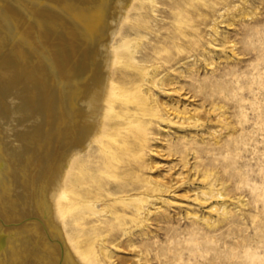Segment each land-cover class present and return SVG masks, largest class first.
Listing matches in <instances>:
<instances>
[{"label":"rangeland","instance_id":"obj_1","mask_svg":"<svg viewBox=\"0 0 264 264\" xmlns=\"http://www.w3.org/2000/svg\"><path fill=\"white\" fill-rule=\"evenodd\" d=\"M22 3L0 1V124L9 119L0 126V263L27 264L17 254L28 257L36 235L27 227L39 221L27 213L26 203L31 194L42 202L49 191L50 200L61 181L58 217L67 244L85 252L83 257L92 260L101 246L115 264H264V0H144L143 7L137 2L129 21L142 20V30L121 31L113 42L121 59L113 66L116 96L109 100L107 134L100 143H93L92 129L85 142L77 140L74 119L82 97L93 92V71L75 69V59L61 45L75 14H80L72 25L76 30L93 15L84 14L78 2ZM37 7L44 12L32 14ZM28 8L38 21L31 28L22 25L30 42L25 45L11 37L10 27L30 18L23 17ZM52 18L58 19L57 30L49 25ZM125 42L139 45L138 52L127 55ZM144 67L159 69L153 82L166 76L162 89L142 79ZM8 100L21 108L16 104L10 113ZM90 117L93 124V110ZM88 120L79 124L87 126ZM13 196H19L21 209L13 206ZM142 204L149 206L147 219ZM45 245L36 255L43 256Z\"/></svg>","mask_w":264,"mask_h":264},{"label":"bare ground","instance_id":"obj_2","mask_svg":"<svg viewBox=\"0 0 264 264\" xmlns=\"http://www.w3.org/2000/svg\"><path fill=\"white\" fill-rule=\"evenodd\" d=\"M1 1V0H0ZM23 3L25 5H29L30 6V0H22ZM49 2H52V1H55V0H47ZM58 1V0H57ZM65 1V0H64ZM15 2V1H14ZM40 2V1H39ZM68 2V4H72L73 2H78V4L81 6V8H83V11L84 14H87V15H93V18H91L90 20L91 21H88L86 22L87 24L85 25V27L83 26V28H79L78 26V29H74L72 27V25L75 26V21H78V17L80 16V14H75V17L70 19L69 22H70V25H68L67 29H65L64 31V37L61 39V45L63 46L62 48L64 49V52H66L68 55H71V57H73L76 61V65H75V69L77 68H83V71L87 72V71H90L92 72L93 71V92H91L89 95H84L82 97V101H80V105H78V107L81 109V112L78 113V116H77V121L74 119V121L76 122L75 124H77L75 127H74V131H75V134H76V137H77V140L78 141H82V142H85L86 140L85 139H88L89 135H91V129L93 130V143H100L99 141L106 136L107 132V127H108V120L110 118V116L108 115L109 114V100L111 97H115L116 96V88L114 87L115 86V83H114V75H115V72L113 70V66L117 63H119V59H121V57H117L116 56V51H115V48L113 47V42L114 40L116 39V37L118 36V34L121 33V31H124L123 33L124 34H137L139 33L141 30H142V25H141V21L138 22V24H136L135 22H131L129 21V17H130V13L131 11L133 10V7L135 6V4L137 2H144V0H66V3ZM22 3V4H23ZM56 3V2H55ZM46 4L49 6V3L46 2ZM51 4V3H50ZM142 7L144 6V4L142 3L141 4ZM173 5V4H172ZM15 6V5H14ZM17 6V5H16ZM19 6V5H18ZM38 6V5H37ZM100 6H105L104 7V10H102L100 8ZM21 7H23L21 5ZM31 7V6H30ZM74 7V6H73ZM5 8V7H3ZM20 8V7H19ZM70 8V7H69ZM72 9V8H71ZM78 9V8H77ZM76 9V10H77ZM73 10V9H72ZM5 11V10H3ZM17 11V10H16ZM20 11V10H19ZM67 11V10H66ZM70 11V10H69ZM33 12V13H32ZM30 12V8H28L27 10H24L23 13V17L24 16H30V18L27 17V19L25 18L24 21L19 22L20 23H11V31H12V36L11 37H14L16 39H18L19 41L23 42V44L25 45H29V40H27L25 38V34L22 32V25L24 26H27L28 28H31L36 22L35 21H38V20H35L33 17H32V14H38L40 15V13L42 14V12H44V10H41V8H36L35 11H32ZM81 12V14H83ZM11 13V12H10ZM32 13V14H31ZM73 15V14H71ZM13 16V15H12ZM36 16V15H35ZM51 16V15H50ZM52 17V16H51ZM88 16H86L87 18ZM144 14H142L141 16V19L144 18ZM1 18V17H0ZM39 19V17H37ZM47 18V17H46ZM35 20V21H34ZM44 19H42V22H43ZM47 20V19H45ZM86 20V19H85ZM11 21V20H9ZM50 27L53 29V26H54V29L57 30L56 28L58 27V19H55V18H52V20H50ZM12 22V21H11ZM68 22V21H67ZM1 23V22H0ZM10 23V22H9ZM47 23V22H46ZM126 23H129L128 27L126 28V30L123 28V26L126 24ZM69 24V23H68ZM61 25V24H60ZM2 26V25H1ZM37 26V25H36ZM57 26V27H56ZM82 26V25H81ZM37 28V27H35ZM41 28V27H40ZM40 28H37V29H40ZM62 28V27H61ZM65 28V27H64ZM63 28V29H64ZM34 29V28H33ZM31 29V30H33ZM51 29V30H52ZM59 29V28H58ZM25 30V29H24ZM30 30V31H31ZM213 30H217V23L213 26ZM41 31V30H39ZM59 31V30H58ZM35 32V31H34ZM38 32V31H37ZM9 33V32H8ZM43 33V32H41ZM46 33V32H45ZM58 33V32H57ZM123 34V35H124ZM11 35V34H10ZM60 35V34H59ZM62 35V34H61ZM82 35H85V41L82 39L84 38V36L82 37ZM122 35V33H121ZM31 36V35H30ZM36 36V35H35ZM49 37V36H48ZM1 38V37H0ZM28 38V37H27ZM31 38V37H30ZM38 38V37H37ZM36 38V40H37ZM52 38V37H51ZM35 39V38H34ZM39 39V38H38ZM47 40V39H46ZM59 40V39H58ZM32 41V40H31ZM44 41V40H43ZM52 41V40H51ZM19 42V43H21ZM8 43V42H7ZM36 43V42H35ZM38 43V42H37ZM46 43V42H45ZM14 44V43H13ZM33 44V43H32ZM48 44V42L46 43ZM37 45V44H35ZM60 45V46H61ZM34 46V45H33ZM48 46V45H47ZM54 46V45H53ZM18 47V46H17ZM27 47V46H26ZM31 47V46H30ZM37 47V46H36ZM35 47V48H36ZM45 47V45H44ZM43 47V48H44ZM55 47V46H54ZM139 45H137L136 43L134 44H129L127 42H125L123 44V48L125 50V52L127 53V55H135L139 49ZM22 48V47H21ZM29 48V46L27 47ZM34 48V47H33ZM46 48V47H45ZM56 48V47H55ZM24 49H26L24 47ZM36 49H40V48H36ZM42 49V48H41ZM21 50V49H20ZM28 50V49H27ZM44 50V49H43ZM60 50V49H59ZM15 51V50H14ZM26 51V50H25ZM33 51V50H32ZM50 51V50H49ZM16 52V51H15ZM23 52V51H22ZM38 52V50H37ZM43 52V51H42ZM47 52V51H46ZM13 53V52H12ZM18 53V52H17ZM35 53V52H34ZM89 54L91 56V58H89L88 60H84L83 56L82 55H85V54ZM1 54L3 55L4 52ZM15 54V53H14ZM38 54V53H37ZM46 54H49V53H46ZM1 55V57H2ZM7 55V54H6ZM41 55V54H40ZM44 55V54H43ZM148 54H146L147 56ZM5 56V54H4ZM8 56V55H7ZM13 56H17V54L13 55ZM19 56V55H18ZM35 56V55H33ZM49 56V55H48ZM51 56V55H50ZM53 56V55H52ZM63 56V54H62ZM6 57V56H5ZM13 57L15 60H18L17 57L15 58ZM54 57V56H53ZM83 57V58H82ZM138 57V56H137ZM186 57V56H185ZM7 58V57H6ZM13 58H9L10 60H7V61H11L13 60ZM22 58V57H21ZM32 58V56H31ZM43 58V57H42ZM52 58V57H51ZM56 58V57H55ZM87 58V57H86ZM85 58V59H86ZM4 59V58H3ZM20 59V58H19ZM49 59V58H48ZM54 59V58H53ZM172 58L169 56L167 61L171 60ZM178 59L179 60H183L184 59V56L181 57V54L179 55L178 54ZM2 60V58H1ZM23 60V59H22ZM43 60V59H42ZM50 60V59H49ZM55 60V59H54ZM71 60V59H70ZM21 61V60H20ZM60 61V60H59ZM62 61V60H61ZM3 62H6L5 59L2 61ZM12 62V61H11ZM9 62V63H11ZM74 62V61H73ZM72 62V63H73ZM92 62V63H91ZM1 63V64H2ZM13 63V62H12ZM11 63V64H12ZM18 63V62H16ZM32 63V62H31ZM30 63V64H31ZM35 62H33L34 64ZM71 63V64H72ZM4 64H7L4 63ZM4 64L2 66V69L4 67ZM10 64V65H11ZM15 64V61L14 63ZM12 64V65H13ZM45 64V63H44ZM47 64V63H46ZM57 64V62H56ZM93 64V65H92ZM50 65V64H49ZM55 65V64H54ZM52 65V66H54ZM59 65V64H58ZM57 65V66H58ZM61 65V64H60ZM90 65V66H88ZM30 66V65H29ZM46 66V65H45ZM11 67V66H10ZM14 67V66H12ZM11 67V68H12ZM35 67V66H33ZM39 68V66H37ZM44 67V66H43ZM55 67V66H54ZM9 68V69H11ZM42 67H40L41 69ZM50 68V67H49ZM7 69V68H5ZM31 69V68H30ZM34 69V68H32ZM31 69V71H32ZM36 69V68H35ZM47 69V68H46ZM144 70L141 72L142 73V79L147 83V84H151L153 83L157 88L159 89H162L163 88V81L165 80L166 76H163L161 77L159 80H156V81H152V78L153 76H156L159 72V69H156V68H148V67H144L143 68ZM4 70V69H3ZM29 70V69H27ZM38 70V69H37ZM58 70V69H57ZM56 70V72H57ZM60 70H61V67H60ZM63 70H64V67H63ZM92 70V71H91ZM12 71V70H11ZM30 71V72H31ZM35 71V70H34ZM45 71V70H44ZM43 71V72H44ZM49 71V70H48ZM52 71V70H51ZM4 72H6L4 70ZM8 72V70H7ZM36 72H39V71H36ZM81 72V71H80ZM78 71V73H80ZM1 73H2V70H1ZM15 73V72H14ZM34 73V72H33ZM40 73V72H39ZM75 73V71H74ZM18 74V73H17ZM26 74V73H24ZM32 74V73H31ZM35 74V73H34ZM49 74V73H48ZM59 74V72H58ZM66 74V73H65ZM70 74V73H69ZM83 74L80 73V75ZM89 74V72H88ZM6 75V73H5ZM12 75V74H11ZM16 75V74H15ZM159 75V74H158ZM22 76V75H21ZM44 76V75H43ZM72 76V74H71ZM77 76V74H76ZM18 77V76H17ZM17 77L16 80H17ZM23 77V76H22ZM69 77V76H68ZM36 78H39V77H36ZM36 78H33L32 81H34V79ZM42 78V77H41ZM39 78L40 80H43ZM73 78V76H72ZM30 79V78H29ZM29 79H27L28 81H30ZM53 79V78H52ZM3 80V79H1ZM20 80V79H19ZM27 80H25L27 82ZM21 81V80H20ZM24 81V79H23ZM32 81H30L32 83ZM37 81V80H35ZM16 82V81H15ZM42 83V81H40ZM72 82V81H71ZM79 82V81H78ZM38 83V82H37ZM51 83V82H50ZM19 84V83H18ZM31 85V84H30ZM54 85V84H53ZM62 86V85H61ZM27 87V86H26ZM24 87V88H26ZM60 87V86H59ZM32 88V87H31ZM61 89V88H60ZM30 90V89H29ZM33 90V89H32ZM64 90V89H63ZM89 90V89H88ZM31 91V90H30ZM65 91V90H64ZM78 92V91H77ZM143 92L145 94H148V89L147 88H144L143 89ZM19 93V92H18ZM64 93V92H63ZM80 93V92H79ZM36 96V95H35ZM78 96V95H77ZM14 97V96H12ZM70 98V97H69ZM18 99V98H17ZM76 99V98H75ZM61 100V99H60ZM69 100V99H68ZM9 101V100H8ZM12 101H15V100H12ZM79 101V100H78ZM19 102V100L17 101ZM25 102V101H24ZM61 103V102H60ZM76 103V102H75ZM74 103V105H75ZM158 103V102H157ZM156 103V104H157ZM17 104V103H16ZM14 104L13 102L9 101V103H7V109L8 111L11 113L15 108L14 107H17V106H14L16 105ZM38 104V103H37ZM56 104V102H55ZM79 104V102H78ZM18 105V104H17ZM54 105V104H53ZM61 105V104H60ZM158 105V104H157ZM6 106V105H5ZM92 106H93V109H92ZM55 107V105H54ZM59 107V106H58ZM77 107V106H76ZM74 107V108H76ZM158 107V106H157ZM3 108V107H2ZM18 108H21L19 105H18ZM25 108V107H24ZM73 108V110H74ZM17 109V108H16ZM15 109V110H16ZM32 109V108H31ZM64 109V108H63ZM163 109V108H162ZM2 110V109H1ZM20 110V109H19ZM59 110V109H58ZM71 110V109H70ZM92 110H93V124H89V118H91V114H92ZM5 111V110H3ZM21 111V110H20ZM52 111V110H51ZM67 111V110H66ZM76 111V110H75ZM80 111V110H79ZM162 111V110H161ZM16 112V111H15ZM24 112V111H23ZM57 112V111H56ZM60 112V110H59ZM65 112V111H63ZM68 112H69V108H68ZM78 112V111H77ZM62 113V112H61ZM71 113V112H69ZM73 113H76V112H73ZM163 113V112H161ZM160 113V116L161 117H164V113L161 114ZM26 114V112H25ZM63 114V113H62ZM65 114V113H64ZM167 114V113H165ZM2 115V114H1ZM3 115H4V112H3ZM12 116V115H11ZM73 116V114H72ZM75 116V114H74ZM73 116V118H74ZM9 117V116H8ZM26 117V116H25ZM24 117V118H25ZM28 117V116H27ZM26 117V118H27ZM38 117V116H37ZM168 117V116H167ZM10 118V117H9ZM13 118V117H12ZM23 118V117H22ZM61 118V117H60ZM88 118V119H87ZM18 118L15 119V121L17 120ZM28 119V118H27ZM59 119V117H58ZM57 119V120H58ZM65 119V118H63ZM72 119V118H71ZM169 119V118H168ZM6 120V119H5ZM42 120V119H41ZM60 120V119H59ZM67 120H68V117H67ZM88 120V125H81L83 122L82 121H87ZM172 120V118H171ZM9 119L7 121H3L1 120V124L3 125L4 123L7 124L6 122H8ZM10 121L11 118H10ZM14 121V118H13V122ZM61 121V120H60ZM65 121V120H64ZM71 121V120H70ZM53 122V121H52ZM82 122V123H81ZM35 123V122H34ZM33 123V124H34ZM67 123V122H66ZM81 123V124H79ZM0 124V126H1ZM5 124L3 125L5 127ZM9 124V123H8ZM13 124V123H12ZM12 124H9L10 126ZM17 124V122H16ZM68 124H71V123H68ZM9 125H6V128L7 127H10ZM57 125V124H56ZM17 126V125H16ZM61 126V125H60ZM13 127V126H11ZM19 127V126H18ZM62 127V126H61ZM71 127V126H70ZM73 127V126H72ZM93 127V128H92ZM15 128V127H14ZM17 128V127H16ZM15 128V129H16ZM20 128V127H19ZM57 129V128H56ZM60 129V128H59ZM71 129V128H70ZM13 130V129H11ZM21 130V129H20ZM15 131V130H14ZM63 131V130H62ZM68 131V130H67ZM11 133H14V132H11ZM70 133V132H69ZM72 133V132H71ZM70 133V134H71ZM4 134V132H3ZM20 134V133H19ZM59 134V133H58ZM61 134V133H60ZM22 135V134H21ZM68 135V134H66ZM5 136V135H3ZM7 136V135H6ZM63 136V135H62ZM61 136V137H62ZM70 136V135H69ZM68 136V138H69ZM10 137V136H9ZM19 137V136H18ZM39 137V136H38ZM54 137V136H53ZM11 138V137H10ZM9 138V139H10ZM30 138V137H29ZM34 138V137H33ZM44 138V137H43ZM65 138V137H64ZM73 138V137H72ZM8 139V138H7ZM55 139V138H54ZM58 139V138H57ZM63 139V138H61ZM66 139V138H65ZM71 139V138H70ZM19 140V139H18ZM72 140V139H71ZM8 141V140H6ZM12 141V139H11ZM11 141H10V145H11ZM58 141V140H57ZM14 142V141H13ZM20 142V141H19ZM30 142V141H29ZM66 142V141H65ZM81 142V143H82ZM56 143V142H55ZM63 143V142H62ZM74 144V142H72ZM80 143V142H78ZM88 143V142H87ZM6 144V142H5ZM15 144V143H14ZM21 144V143H20ZM65 144V143H63ZM83 144V143H82ZM82 144H79V146H76L77 148L81 147L82 148ZM7 145V144H6ZM67 145V144H66ZM81 145V146H80ZM103 145V144H102ZM13 146V145H12ZM21 146V145H20ZM26 146V145H25ZM28 146V145H27ZM58 146V145H57ZM38 147V146H37ZM71 147V146H70ZM74 147V146H72ZM8 148V147H7ZM21 147L18 148V150L20 149ZM76 148V150H77ZM84 148V147H83ZM5 149V148H4ZM11 149V148H10ZM15 149V147L13 148ZM26 149V148H25ZM74 149V148H73ZM7 149H5L6 151ZM9 150V148H8ZM17 150V149H15ZM18 150L16 152H18ZM21 150V149H20ZM19 150V151H20ZM31 150V149H30ZM56 150V148H55ZM59 150V149H57ZM80 150V149H79ZM14 151V150H13ZM22 151V150H21ZM50 150H48L49 152ZM7 152V151H6ZM12 152V151H11ZM51 152V151H50ZM49 152V154H50ZM68 152V150H67ZM13 153V152H12ZM12 153H9V154H12ZM15 153V151H14ZM22 154V152H20ZM19 153V154H20ZM24 153V152H23ZM63 153V152H62ZM75 153V152H74ZM1 154V152H0ZM8 154V153H7ZM18 154V153H17ZM18 154V155H19ZM52 154V153H51ZM56 154V153H55ZM25 155V153L23 154ZM22 155V156H23ZM72 155V154H71ZM75 155V154H74ZM12 156V155H11ZM61 156V155H60ZM65 156V155H64ZM70 156V155H69ZM14 157V156H13ZM24 157V156H23ZM46 157V156H45ZM55 157V156H54ZM5 158V157H4ZM16 158V157H15ZM19 157H17V160H18ZM40 158V157H39ZM47 158V157H46ZM44 159V160H47V159ZM52 158V157H50ZM57 158V157H56ZM55 158V159H56ZM60 158V157H59ZM57 158L55 161L57 160H61ZM69 158V157H68ZM75 158V156H74ZM11 159V158H9ZM73 159V158H72ZM20 160V159H19ZM52 160V159H51ZM50 160V161H51ZM63 160V159H62ZM61 160V161H62ZM71 160V159H70ZM36 161V160H35ZM64 161V160H63ZM15 162V161H14ZM23 162V161H22ZM70 162V161H69ZM11 163V161H10ZM24 163V162H23ZM41 163V162H40ZM45 163L47 164V162L45 161ZM66 163H67V160H66ZM12 164V163H11ZM10 164V166H12ZM17 164V163H16ZM52 164V162H51ZM50 164V165H51ZM57 163H53V165L57 166L56 165ZM7 165V164H6ZM18 165V164H17ZM45 165V164H44ZM52 165V166H53ZM27 166V165H26ZM41 166V165H40ZM59 166V165H58ZM61 166V165H60ZM17 167V166H15ZM25 166L23 165L22 168H24ZM43 167V166H42ZM47 167V166H46ZM33 168V167H32ZM44 168V167H43ZM52 168V167H51ZM49 168V169H51ZM17 169V168H16ZM34 169V168H33ZM54 169V168H53ZM10 170V169H9ZM8 170V173H10ZM29 170V168H28ZM31 170V169H30ZM40 170V169H38ZM52 170V169H51ZM50 170V171H51ZM12 171V170H10ZM21 171V170H20ZM27 171V170H26ZM43 171V170H42ZM49 171V170H48ZM49 171V172H50ZM53 171V170H52ZM62 171V170H61ZM14 172V171H12ZM11 172V173H12ZM47 172V173H49ZM54 172V171H53ZM52 172V175H54V173ZM23 172L21 171L20 174ZM28 173V172H27ZM33 173V172H32ZM38 173V172H37ZM13 174V173H12ZM11 174V175H12ZM16 174V172H15ZM60 174V172H59ZM64 174V173H63ZM67 174V173H66ZM9 175V174H7ZM17 175V174H16ZM50 174H48L49 176ZM18 176V175H17ZM16 176V177H17ZM21 176V175H20ZM47 176V177H48ZM65 176V175H64ZM37 177V176H36ZM35 177V178H36ZM58 177V176H57ZM62 177V175L60 174L59 175V178ZM67 177V176H66ZM12 178V176H11ZM15 178V177H14ZM20 178V177H19ZM25 178V176L23 177ZM54 180L55 179H58L56 177H53ZM32 179V178H31ZM30 179V180H31ZM34 179V178H33ZM32 179V181H33ZM38 179V178H37ZM36 179V180H37ZM40 179V178H39ZM45 179V178H44ZM49 179V177H48ZM65 179V178H64ZM35 180V181H36ZM59 180V179H58ZM12 182V179L9 180ZM18 181V180H17ZM31 181V182H32ZM34 181V182H35ZM8 182V181H7ZM16 182V181H15ZM14 182V183H15ZM28 182V181H27ZM40 181H36L37 184H39ZM61 182V181H60ZM59 182V183H60ZM62 182H65V180ZM13 183V182H12ZM22 183V182H20ZM33 183V182H32ZM44 183V182H43ZM55 183V182H54ZM59 183L57 182L56 186H55V191L53 190V192L51 193L52 194V198H47L49 197L50 195V191L48 192H45V194L41 195V196H46L47 194V197H43L42 199V202H41V199L39 200H36L35 199V196H33L32 194L30 195L31 196V199L29 200L28 203H26V206L28 208V211L27 213L30 215H33V217L36 218L37 221H39L38 223H33V222L30 220V222H32V224H30L29 226L30 227H27L28 228V231L29 230H32L33 231V234L36 235L34 236V239L32 238V240H34L32 243H31V247L29 248V250H27L28 252V257H26L25 259L22 258L24 257V253H18L17 251V255L21 258L20 262L22 261V259L24 261H26L27 264H49V262L53 263V264H115L114 261H112V254L109 253V252H104L102 249H101V246H97V248L95 249L94 253H93V259H89V258H86V257H83L84 254H86L84 252L81 253V252H77L76 251V247L74 248L73 246H70L69 244H67V239L65 237V234L63 232V229H62V225L60 223V220H59V209L62 205L61 203V199H62V188H63V183H61L59 185ZM18 185V183H16ZM30 184V183H29ZM52 184V183H50ZM158 184V183H157ZM156 184V185H157ZM161 184V183H160ZM8 185V184H7ZM16 185V186H17ZM21 185V184H20ZM32 185V184H31ZM34 185V184H33ZM32 185V186H33ZM41 185V184H40ZM45 186L46 183L44 184ZM164 185V184H163ZM162 184L161 185H158V187L160 189H165V187L163 186ZM36 186V185H35ZM50 186V185H49ZM53 186V184H52ZM154 186V185H153ZM18 187V186H17ZM16 187V188H17ZM21 187V186H20ZM48 187V186H47ZM157 187V188H158ZM170 186H167V188H169ZM19 188V187H18ZM23 188V187H21ZM53 188V187H52ZM11 189V188H9ZM25 189V187H24ZM35 189V188H34ZM38 189V188H37ZM40 189V188H39ZM43 189V188H42ZM48 189V188H47ZM13 190V189H12ZM20 190H23V189H20ZM33 189L31 188V191ZM41 190V189H40ZM166 190V189H165ZM164 190V191H165ZM18 191V190H17ZM42 191V190H41ZM163 191V190H162ZM171 191V190H170ZM35 192V191H34ZM14 193H17V192H14ZM23 193V192H22ZM13 194V193H11ZM22 195V194H21ZM25 195V194H24ZM29 196V195H28ZM29 196V197H30ZM216 196V194H215ZM7 197V196H6ZM14 197V196H13ZM19 196H17L16 198L14 197V200L16 202L15 205V208H20L21 205L18 204V198ZM51 197V195H50ZM4 198V197H3ZM12 198V197H11ZM27 198V196H26ZM206 201L210 200V198H204ZM10 201L13 202V200L10 199ZM14 202V203H15ZM5 203V202H4ZM10 204V203H9ZM8 204V205H9ZM22 204V203H20ZM23 205V204H22ZM12 206V207H13ZM158 207V206H157ZM9 208V207H8ZM13 208V209H15ZM25 208V207H24ZM21 209V208H20ZM58 209V210H57ZM153 209V208H152ZM151 209V210H152ZM19 210V209H17ZM142 213V215L144 216L145 219H147V216H149V214H151L150 212V209H149V206L148 204H142L140 209H139ZM15 211V210H14ZM21 215L23 214V211H21ZM8 213V212H7ZM19 212H17L18 214ZM25 213V212H24ZM59 213V214H58ZM153 213V212H152ZM10 214V213H9ZM8 215V214H7ZM11 215V214H10ZM16 215V214H15ZM19 215V217L21 216ZM25 215V214H23ZM9 216V215H8ZM23 217V216H21ZM13 218V217H12ZM17 218V217H16ZM30 218V217H29ZM28 219V218H27ZM21 220V219H20ZM19 221V220H18ZM36 222V221H35ZM13 223V221H12ZM28 223V222H27ZM29 224V223H28ZM27 225V224H25ZM25 227V226H23ZM22 227V228H23ZM20 228V227H19ZM11 230V229H10ZM21 230V228H20ZM39 230V231H38ZM27 231V230H26ZM13 232V231H12ZM38 232V233H37ZM28 233V232H27ZM26 233V234H27ZM31 237V233H29ZM39 234L42 235V238L41 240L38 238L39 237ZM40 235V236H41ZM33 236V235H32ZM43 236H45L46 238H44ZM22 237H25V236H22ZM27 237V238H29ZM14 238V237H13ZM19 238V237H18ZM21 238V237H20ZM15 239V238H14ZM26 240V238H23ZM39 239V241H38ZM41 241V242H40ZM25 242V241H24ZM50 242V243H49ZM46 243H48V245H50V247H47V245H45ZM58 244L59 246L57 247L55 244ZM21 244V243H20ZM43 244L45 245V248H42L44 249L42 252H43V256H39V255H36L37 253V248H40V246H43ZM22 245V244H21ZM26 245V244H25ZM28 245V244H27ZM19 248H17L18 250ZM27 249V248H26ZM41 249V248H40ZM53 251H51V250ZM21 250V249H20ZM14 251V250H13ZM22 251V250H21ZM39 252V251H38ZM41 252V251H40ZM41 252V253H42ZM26 253V252H25ZM26 255V256H27ZM14 256V254H13ZM16 256V255H15ZM51 257V258H50ZM11 258V257H10ZM19 258V259H20ZM17 259V258H16ZM11 260V259H10ZM22 263V262H21ZM1 264V263H0ZM19 264V263H17Z\"/></svg>","mask_w":264,"mask_h":264}]
</instances>
